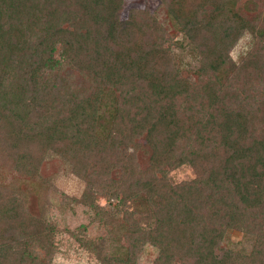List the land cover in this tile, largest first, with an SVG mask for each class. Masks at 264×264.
I'll return each mask as SVG.
<instances>
[{
  "label": "trees",
  "instance_id": "trees-1",
  "mask_svg": "<svg viewBox=\"0 0 264 264\" xmlns=\"http://www.w3.org/2000/svg\"><path fill=\"white\" fill-rule=\"evenodd\" d=\"M122 5L0 0V264H51L48 151L84 184L66 201L125 228L110 253L87 225L68 230L99 264H139L146 243L152 264H264V0H159L162 15L123 21ZM180 164L195 175L173 183Z\"/></svg>",
  "mask_w": 264,
  "mask_h": 264
},
{
  "label": "rangeland",
  "instance_id": "rangeland-1",
  "mask_svg": "<svg viewBox=\"0 0 264 264\" xmlns=\"http://www.w3.org/2000/svg\"><path fill=\"white\" fill-rule=\"evenodd\" d=\"M159 0H123L122 8L119 12V19L125 20L129 10L132 8L144 9L147 8L150 12L156 10L160 15L164 13V8H159ZM152 28L147 27L141 35L143 42L150 41L154 34L151 33ZM181 38L178 34L176 42ZM249 38L247 35L242 36L237 44L232 48L230 55L233 61L239 62L244 52L249 47ZM141 140V139H139ZM143 142V140L141 141ZM142 153H140L141 155ZM147 157V156H146ZM146 157L139 156L144 162ZM40 174L46 178L50 184V188L46 189L48 199V209L46 217L53 220L59 228L55 236V253L52 257L51 264H99V260L88 250L82 247L75 239H73L68 230L77 231L79 225H87L88 236L104 235L105 250L110 253L116 243L124 242V226L112 225L108 230L102 228L98 224L90 223L92 212L80 204L66 201V197H78L83 188V182L74 176L71 168L62 157L54 152L48 151L44 156L40 168ZM194 171L188 164L177 165L173 169L166 170L167 179L173 183H178L194 177ZM43 202V201H42ZM99 204H104L105 199L98 197ZM44 203V202H43ZM41 204V203H40ZM131 204V202H129ZM37 208V205H32ZM34 208L36 211H38ZM124 224V221H121ZM154 223L153 219H140L139 224L143 228H149ZM230 246L234 249H249L251 242L239 229H233L230 232ZM157 249L150 243H146L139 251L137 262L139 264H152Z\"/></svg>",
  "mask_w": 264,
  "mask_h": 264
}]
</instances>
